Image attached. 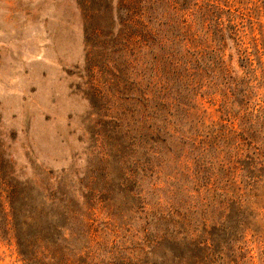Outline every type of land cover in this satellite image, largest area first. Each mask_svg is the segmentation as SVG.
Returning <instances> with one entry per match:
<instances>
[{"label": "rangeland", "instance_id": "obj_1", "mask_svg": "<svg viewBox=\"0 0 264 264\" xmlns=\"http://www.w3.org/2000/svg\"><path fill=\"white\" fill-rule=\"evenodd\" d=\"M0 264H264V0H0Z\"/></svg>", "mask_w": 264, "mask_h": 264}, {"label": "trees", "instance_id": "obj_2", "mask_svg": "<svg viewBox=\"0 0 264 264\" xmlns=\"http://www.w3.org/2000/svg\"><path fill=\"white\" fill-rule=\"evenodd\" d=\"M173 249V251H174V255L176 256V257H182V258H184V253L182 252V254L180 253V252H176V248H172ZM187 252H189V250L187 251Z\"/></svg>", "mask_w": 264, "mask_h": 264}]
</instances>
